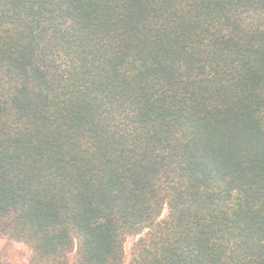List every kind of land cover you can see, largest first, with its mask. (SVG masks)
<instances>
[{
    "label": "trees",
    "instance_id": "16d2710c",
    "mask_svg": "<svg viewBox=\"0 0 264 264\" xmlns=\"http://www.w3.org/2000/svg\"><path fill=\"white\" fill-rule=\"evenodd\" d=\"M264 264V0H0V238L38 264Z\"/></svg>",
    "mask_w": 264,
    "mask_h": 264
},
{
    "label": "rangeland",
    "instance_id": "374dc122",
    "mask_svg": "<svg viewBox=\"0 0 264 264\" xmlns=\"http://www.w3.org/2000/svg\"><path fill=\"white\" fill-rule=\"evenodd\" d=\"M137 238L128 237L125 239L124 264H129L132 257V250ZM76 257V249L68 257L69 264H73ZM0 264H38L35 260L33 250L24 243L0 238Z\"/></svg>",
    "mask_w": 264,
    "mask_h": 264
}]
</instances>
